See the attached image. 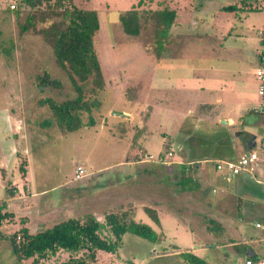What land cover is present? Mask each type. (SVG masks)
<instances>
[{
    "label": "rangeland",
    "instance_id": "1",
    "mask_svg": "<svg viewBox=\"0 0 264 264\" xmlns=\"http://www.w3.org/2000/svg\"><path fill=\"white\" fill-rule=\"evenodd\" d=\"M54 1L51 0V3ZM235 1V4L240 2V0H61L62 7L56 11L47 9L44 7L45 4L40 10L18 4L15 13L7 8L12 3L11 0H0V204L4 201L5 210L9 211V188H12L9 187V172L14 174V177L18 176V167L25 159L31 161V169L35 175L34 189L38 187L48 189L44 195L27 201L29 210L25 212L19 210L0 225V264H31L32 259L16 261L10 247L9 236L21 227H26L29 220V231L32 233L63 219L66 214L61 211H57L58 215L52 211L43 217H37L33 212L38 211L40 198L52 200L60 197L67 194L75 185L78 186L77 184L85 181L77 183L72 181L73 170L78 164L84 165L89 174L94 173L97 167H107L108 170L100 174L101 179L96 182L97 187L112 186L111 190L116 192V179H122L119 176L121 169L116 165L123 158L125 145L138 144L140 128L144 125L147 126L143 128L145 131L141 130L147 134L144 145L147 153L152 155L153 163L159 161L160 155L164 157L165 154L170 162L179 160L177 147L179 139L189 138L204 144L215 139L217 132L211 125L199 121V118L189 113L184 116V112L183 118L177 120L174 117L169 122L160 123L161 117L157 115L150 118L157 96L153 95L155 83L153 81L156 75L160 79L166 74V68L171 63L169 61L181 53L188 54V59L180 61L175 59L181 63H173L175 66L168 68L170 71L191 73L207 67L208 60L195 54L199 48L208 45L207 43L203 46L201 40L203 38L210 40L214 31L213 24L232 25L231 21L240 13L238 5L237 9L232 11L218 8L223 3ZM243 1L247 0H241ZM248 1L258 5L263 13L264 0ZM71 5L85 10H96L98 14L100 26L93 35V46L101 65L105 85L103 89L94 93L91 91L94 88L91 77L82 83L84 99L88 103L97 99L100 105L91 107L90 111L77 110L83 126L68 132L57 125L53 111L48 105L40 103L45 97L60 103L75 99L77 96V91L66 71L55 60L50 39L44 36L41 29L50 21H62L61 10L64 6ZM164 7L174 9L176 17L169 33L163 37L159 36L161 25L156 12ZM131 8H135L139 15L138 35L126 34L119 21V14ZM28 15L34 16V26L22 31L20 25L25 22ZM183 63L186 64V69H183L182 65L185 66ZM252 68H255V64L249 67L246 111L240 114H243L245 129L256 135L258 143L264 132L256 130V121L259 117L252 111L254 107L259 110V97L256 94V79ZM43 73H48L49 78L57 79L60 83L39 85L37 76ZM188 78L186 76L185 79ZM193 97L188 102L182 101L183 103L177 100L175 110H181L185 104L195 102ZM127 111L130 112V118L125 116ZM261 123H264V117H261ZM160 129L167 133L161 134L158 132ZM188 131L192 134H188ZM9 134L43 135L40 141L33 138L29 147L30 153L23 155L24 160L19 159L16 168L9 161ZM168 147L174 150L173 156H167ZM129 157L138 158L137 155ZM177 166L178 169L172 171L174 180L181 175L180 167ZM90 178L92 177L88 180ZM261 181V201L264 203V178ZM178 184L176 187L179 190ZM90 187L85 190L90 191L92 189ZM144 198L140 203L148 208L147 205L150 203ZM87 199L88 197L86 201ZM181 203L180 200H175L174 207L172 206L179 216L182 215L179 219L174 213L169 212L170 210H160V226L151 219L149 213L137 206L131 212V217L149 224L158 232H163L160 240L152 243L131 233H125L116 253L97 250L96 258L93 260L87 258L85 264H185L174 245H178L179 249H187L212 264H218L210 258L211 251H204L201 248L202 239L203 237L204 240L207 239V235L201 236L196 232L198 228L203 232V227L209 225L207 216L202 217L203 205L192 199L189 201L190 205H186L185 201ZM129 209L131 208L127 207L125 210ZM121 210L122 207L115 200L99 208L96 213L100 215L98 220L103 222L107 212ZM88 212L87 208L77 209L74 215L82 218L86 214H92ZM27 214H30V219ZM239 216L247 235H255L263 230L255 228L254 224L256 220L264 223V215L245 216L241 211ZM184 218L191 221L190 227L189 221H185ZM260 244H264V241ZM82 254L83 251L74 255ZM69 255L70 253L59 250L54 255L41 259L38 264H58Z\"/></svg>",
    "mask_w": 264,
    "mask_h": 264
},
{
    "label": "crops",
    "instance_id": "2",
    "mask_svg": "<svg viewBox=\"0 0 264 264\" xmlns=\"http://www.w3.org/2000/svg\"><path fill=\"white\" fill-rule=\"evenodd\" d=\"M235 3L236 1L223 3L218 10ZM241 3L240 0L236 6L239 7ZM239 10L240 13L236 15V19L231 21L232 25L225 26L215 23L212 25L214 31L210 40H206V38L201 40L203 46L207 43L208 45L199 48L195 55L198 54L197 57L208 60L207 67L191 73L170 71L168 68H171L173 63L188 59V54L181 53L169 61L171 63L166 68V74L160 79L156 75L155 81H153L155 82L153 95L157 96L150 118L157 115L161 117L160 123L169 122L174 117L180 120L184 112V116L189 113L191 116L199 118V121L211 125L217 132L213 141L204 144L196 140H189V138L181 139L182 141L179 139L177 141L179 160L170 162L165 154V158L160 155L159 161L156 160L153 163L152 155L147 153L144 145L147 138V134L141 132L143 128H147L144 125L143 128H140L138 144L125 145L123 158L116 165L121 169L119 176L122 177L121 180L116 179V192L111 190L112 186L97 187L96 182L101 179L100 174L108 170L107 167H97L94 173L90 172L88 176L80 180L74 179V168L72 181L76 183L85 181L77 184L78 186L75 185L67 194L60 197H55L52 200L40 198L41 203L38 204L40 207L33 214L43 217L52 211L56 215H58L57 211H61L66 214L62 218L66 219L75 217L74 211L77 209L86 210L87 208L88 213H92L99 219L100 215L96 211L111 201L117 200L123 210L129 207L132 212L137 206L145 208V205L140 203L145 197L144 200H148L147 202L150 203L147 205L148 208L155 210L159 220L157 225L160 226V210H170L169 212L174 213L179 219L182 215L179 216L176 213L177 210L173 208L174 201L180 200L182 203L185 201L186 205H190L189 201L192 199L203 205L202 217L207 216L206 218L209 220V225L203 227V232L198 230L199 228L196 230L195 227L194 230L201 236L207 235L206 241L204 237L202 239L203 246L201 248L204 251H211L212 254L209 255L212 260L217 261L218 264H243L246 257L264 258V244H260L261 241H264V223L256 220L254 227L263 228V230L255 235H247L244 225L240 221L242 218L239 216L241 211L245 216L264 215L260 186L261 179L264 178V164H259L251 172L243 171L234 177H230L227 171L219 172L215 169L217 161L236 160L256 144V135L244 127L243 114L247 105L245 98L249 81L247 80L248 73H250L249 67L253 64L256 65L259 46L258 30L264 26V11L261 13L262 10L252 8ZM203 31L206 32V30ZM182 66L183 69H186V64ZM177 70L180 72L179 69ZM252 71L254 75L253 68ZM186 76L189 78L185 79ZM192 97L195 98V102L190 105L185 104L181 110H175L177 100H181L180 103H183L184 101L188 102ZM252 111L259 117L256 121V130L264 132V123H261L264 112L257 110L256 107ZM125 114L129 118L131 117L130 112L127 111ZM12 126L14 127V125ZM158 132L167 133L161 129ZM187 133L192 134L189 131ZM9 138V161L16 168L19 159L24 160L23 155L30 153L29 147L33 138L40 141L43 139V135L9 134ZM168 149L167 156H173L174 150L170 147ZM136 155L137 159L129 157ZM24 161L23 170L18 167V176L14 177V174L9 172V187H12L9 188V211L14 215L19 210L22 212L29 210L30 206H27V201L32 198L36 199L48 191L42 187L34 189L36 188L35 175L31 169V161L30 159ZM176 164L180 167L181 175L177 180H174L172 171L175 168L178 169ZM89 177L92 178L88 180ZM177 183H179V190L176 187ZM89 186L92 189L85 190ZM29 215L27 214L28 217ZM184 219L189 221L190 227L191 221L188 218ZM29 223L30 220L26 226L28 230L30 229ZM257 223L260 224L259 227L256 226ZM225 238L228 240L225 241ZM174 246L177 247V251H188L179 249L178 245Z\"/></svg>",
    "mask_w": 264,
    "mask_h": 264
},
{
    "label": "trees",
    "instance_id": "3",
    "mask_svg": "<svg viewBox=\"0 0 264 264\" xmlns=\"http://www.w3.org/2000/svg\"><path fill=\"white\" fill-rule=\"evenodd\" d=\"M14 1L11 0L12 3ZM12 3L7 8L15 13H17L15 9L18 4L36 10H40L43 4H45L44 7L53 11L62 7L61 0H55L52 3L51 0H16L15 8L10 7ZM250 4L251 2L243 1L238 9H260L258 5ZM222 9L232 11L237 7L236 4H231ZM56 14L58 13L56 12ZM60 15L63 18L62 21H50L41 29V32L50 39L55 60L66 71L77 91V96L75 99L60 103L45 97L40 100V103L47 104L53 111L55 121L60 128L72 132L83 126L77 110L90 111L91 107L100 105L97 99H93L89 103L84 99L82 85L90 77L94 84L92 92L96 93L105 85L101 65L93 46V35L99 29L100 20L96 10H85L72 5L64 6ZM156 15L161 25L159 36L164 37L174 24L176 11L164 7L156 12ZM119 21L126 34L138 35L140 21L135 8L119 14ZM34 22V16L28 15L25 22L20 25V29L26 31L34 26ZM37 78L41 86L60 83L57 79L49 78L48 73H43ZM24 163L25 161L20 163V170H23ZM5 208L6 204L3 201L0 204V225L5 219L14 215L13 212L7 211ZM144 209L150 214L151 219L159 224L155 210L147 207ZM125 233H131L152 243L158 242L161 237V232L156 231L149 224L133 219L130 210H121L107 212L103 222H100L93 214H86L82 218L62 219L32 233L23 226L9 236V243L16 261L19 262L32 259L31 264H38L41 259L54 255L59 250H64L70 255L58 264H85L87 258L92 260L96 258L97 250L116 253ZM81 251H83L81 256L74 255ZM178 253L185 264H212L191 251L185 250Z\"/></svg>",
    "mask_w": 264,
    "mask_h": 264
},
{
    "label": "built area",
    "instance_id": "4",
    "mask_svg": "<svg viewBox=\"0 0 264 264\" xmlns=\"http://www.w3.org/2000/svg\"><path fill=\"white\" fill-rule=\"evenodd\" d=\"M16 7V0L10 5ZM259 46L257 48V60L254 68V76L257 83L259 97V110L264 112V26L258 30ZM170 154V153H169ZM264 164V137H261L252 149L239 156L236 160H220L215 164L219 172L227 171L230 177L237 176L243 171H252L259 164ZM89 174L87 168L78 165L74 171V179L80 180ZM260 226L259 223L256 224ZM243 264H264V258L248 257Z\"/></svg>",
    "mask_w": 264,
    "mask_h": 264
}]
</instances>
